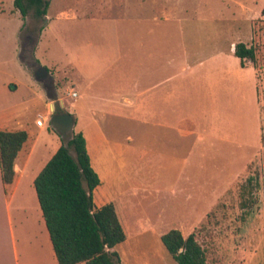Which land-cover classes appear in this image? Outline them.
Here are the masks:
<instances>
[{"label":"rangeland","instance_id":"1","mask_svg":"<svg viewBox=\"0 0 264 264\" xmlns=\"http://www.w3.org/2000/svg\"><path fill=\"white\" fill-rule=\"evenodd\" d=\"M240 42L258 45L256 65L241 66ZM32 47L56 112L93 146L95 203L117 205L125 264H178L162 241L173 228L208 264H264V0H49L27 18L0 0V129L28 132L19 160L34 147L18 185L0 172V264H58L34 177L63 137Z\"/></svg>","mask_w":264,"mask_h":264},{"label":"trees","instance_id":"2","mask_svg":"<svg viewBox=\"0 0 264 264\" xmlns=\"http://www.w3.org/2000/svg\"><path fill=\"white\" fill-rule=\"evenodd\" d=\"M24 18L33 11L47 14L49 0H15ZM235 54L242 67L246 61L256 65L260 48L255 43L236 44ZM38 61V60H37ZM39 62V61H38ZM66 112L58 109V113ZM29 141L26 130L0 129V172L4 185L15 181V165L20 151ZM101 178L94 169L83 132H74L46 163L34 181L43 217L58 264H123L117 245L127 239L113 202L97 206L94 190ZM162 241L178 264H208L205 248L196 235L184 236L173 228Z\"/></svg>","mask_w":264,"mask_h":264},{"label":"water","instance_id":"3","mask_svg":"<svg viewBox=\"0 0 264 264\" xmlns=\"http://www.w3.org/2000/svg\"><path fill=\"white\" fill-rule=\"evenodd\" d=\"M27 64L34 70V74L38 80H40L47 91V96L50 98L52 103V116H51V125L58 131L63 138H71V133L74 131L76 124V118L73 114L69 112H56L54 102L59 99V94L56 89L55 78L52 77L50 83H48V78L51 75L49 70L41 65L35 58H30L26 61ZM53 91V92H51Z\"/></svg>","mask_w":264,"mask_h":264},{"label":"crops","instance_id":"4","mask_svg":"<svg viewBox=\"0 0 264 264\" xmlns=\"http://www.w3.org/2000/svg\"><path fill=\"white\" fill-rule=\"evenodd\" d=\"M94 5V4H93ZM89 7H90V5H89ZM246 67H249V66H246ZM246 67H244V68H246ZM72 89H73V87H72ZM73 90H75V89H73ZM76 91V90H75ZM77 92V91H76ZM77 96H78V92H77ZM52 106V103H50V107ZM41 126V125H40ZM44 125H42V127H43ZM84 133V132H83ZM84 135H85V138H86V141H87V149H88V152H89V155H90V158H91V163H92V165H93V167H94V169L97 171V173L99 174V176H100V178H101V184L94 190V195H95V193H96V191H97V189L99 188V187H101V185H103V183H104V177H103V175H102V173L97 169V167H96V165H95V159H94V157H93V146H92V144L90 143V140H89V137L86 135V133H84ZM29 139H30V137H29ZM101 144H104V153L105 154H108V153H112L113 152V154L114 153H116V151L118 150L119 151V153L121 154V156L124 154L123 153V150H122V148H120V146H115L114 148H116L115 150L114 149H112V148H108L107 147V140H105L103 137H101ZM29 142V141H28ZM27 142V143H28ZM27 145V144H26ZM25 145V146H26ZM25 146H24V148H25ZM24 148L20 151V153H19V155H18V157H17V161H16V165H15V170H16V177H15V181L14 182H16V185H18L20 182H22V180H23V178L25 177V175H26V172H27V169H28V167H29V163H30V159H31V155H32V152H33V148L32 149H30L29 151H27V155H26V157H25V159L24 160H19V158H20V155H21V152L22 151H24ZM58 150V149H57ZM56 150V151H57ZM111 152H110V151ZM55 151V152H56ZM55 152L51 155V157L55 154ZM50 157V158H51ZM104 163L106 164V162L104 161ZM46 165V164H45ZM122 165V164H121ZM109 168V167H108ZM39 173H40V171H39ZM39 173H37L36 175H35V177H34V180L36 179V177L38 176V174ZM118 177V176H117ZM116 178V177H115ZM116 180H117V178H116ZM125 190H122L121 191V194H125ZM111 201H112V199H111ZM110 201V202H111ZM105 202V201H104ZM106 203H108V202H106ZM106 203H102V204H100L99 206H102V205H104V204H106ZM116 209H117V211H118V208H117V205H116ZM122 225H123V227H124V223H123V221H122ZM127 234V233H126ZM127 238H128V236H127ZM127 240V239H126ZM121 256V255H120ZM121 260H122V263L123 264H125V262L123 261V259L121 258Z\"/></svg>","mask_w":264,"mask_h":264},{"label":"flooded vegetation","instance_id":"5","mask_svg":"<svg viewBox=\"0 0 264 264\" xmlns=\"http://www.w3.org/2000/svg\"><path fill=\"white\" fill-rule=\"evenodd\" d=\"M34 40H35V38H34V36H32V35H29L27 38H26V40H25V43H24V48L26 49V45L27 44H33V42H34ZM32 51H33V47H32V49H30V56H31V58L33 59V57H32ZM53 76H52V74L49 76V78H48V83H50V81H51V78H52ZM51 92H53V91H51Z\"/></svg>","mask_w":264,"mask_h":264},{"label":"built area","instance_id":"6","mask_svg":"<svg viewBox=\"0 0 264 264\" xmlns=\"http://www.w3.org/2000/svg\"><path fill=\"white\" fill-rule=\"evenodd\" d=\"M69 93H70V95H72V96H77V92H76L75 90H73V89H72V91H70ZM45 118H46L45 116L40 115V119L38 120V124L41 125V126L44 125V123H45V121H46Z\"/></svg>","mask_w":264,"mask_h":264}]
</instances>
